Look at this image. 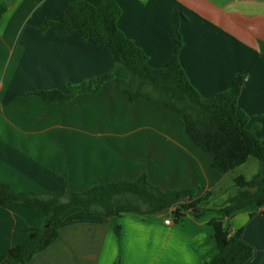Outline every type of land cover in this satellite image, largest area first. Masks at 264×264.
I'll list each match as a JSON object with an SVG mask.
<instances>
[{
  "label": "crops",
  "instance_id": "crops-1",
  "mask_svg": "<svg viewBox=\"0 0 264 264\" xmlns=\"http://www.w3.org/2000/svg\"><path fill=\"white\" fill-rule=\"evenodd\" d=\"M98 6L103 0H0V184L15 192L58 193L65 183L81 193L94 186L145 176L162 191L193 190L211 196L200 217L173 209L140 215L118 211L107 220L79 213L59 230L56 242L26 264H203L217 253L209 222L237 193L236 177L250 180L258 161L221 174L212 158L186 136L180 115L167 106L131 102L114 80L96 94L51 103L34 93L59 90L100 75L125 73L78 32L60 36L55 26L72 2ZM117 27L162 68L174 52V16L182 48L178 59L197 93L209 99L243 78L238 105L256 126L264 146V0H114ZM169 220L170 224H165ZM231 233L254 250L246 264H264V206L223 219ZM34 211L19 203L0 206V264L40 228Z\"/></svg>",
  "mask_w": 264,
  "mask_h": 264
},
{
  "label": "trees",
  "instance_id": "trees-1",
  "mask_svg": "<svg viewBox=\"0 0 264 264\" xmlns=\"http://www.w3.org/2000/svg\"><path fill=\"white\" fill-rule=\"evenodd\" d=\"M6 11L0 3V20ZM121 11L114 0H103L93 6L84 1L70 3L60 20L48 21L41 32L55 26L60 36L78 32L82 39L98 46L111 57L125 73L109 72L77 85H67L68 93L46 90L34 93L44 101L66 103L79 94H96L102 85L114 80L117 90L133 102L137 99L169 107L180 115L188 139L212 158V168L221 174L233 171L249 157L258 161V171L250 179H234L237 193L226 200L219 210L222 219L209 222L217 253L203 264H246L254 256L251 246L241 240V231L233 234L224 218L251 207L264 206V146L256 136L257 127H248L249 118L238 105L243 84L236 77L230 88L209 99L202 98L186 78L178 59L182 38L175 15L171 26L174 52L164 67L156 69L147 64L146 55L127 39L117 27ZM211 194L205 192L195 198L193 190L162 191L150 184L145 176L134 181L119 180L94 186L76 193L68 189L65 180L58 193L15 192L0 184V206L19 203L31 208L41 222L40 228H31L26 239L9 250L4 264H26L35 255L58 240L61 227L73 223L70 218L82 213L91 218L107 220L118 211L130 210L140 215L157 214L173 209L174 220L186 212L200 217L208 210L200 208Z\"/></svg>",
  "mask_w": 264,
  "mask_h": 264
},
{
  "label": "built area",
  "instance_id": "built-area-1",
  "mask_svg": "<svg viewBox=\"0 0 264 264\" xmlns=\"http://www.w3.org/2000/svg\"><path fill=\"white\" fill-rule=\"evenodd\" d=\"M165 224L169 225L170 224V221L169 220H166L165 221Z\"/></svg>",
  "mask_w": 264,
  "mask_h": 264
}]
</instances>
